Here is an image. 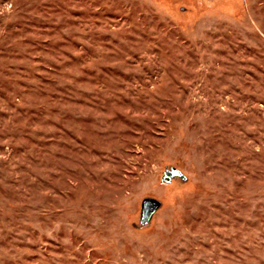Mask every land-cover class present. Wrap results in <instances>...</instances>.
<instances>
[{"label": "rangeland", "instance_id": "1", "mask_svg": "<svg viewBox=\"0 0 264 264\" xmlns=\"http://www.w3.org/2000/svg\"><path fill=\"white\" fill-rule=\"evenodd\" d=\"M0 264H264V0H0Z\"/></svg>", "mask_w": 264, "mask_h": 264}, {"label": "water", "instance_id": "2", "mask_svg": "<svg viewBox=\"0 0 264 264\" xmlns=\"http://www.w3.org/2000/svg\"><path fill=\"white\" fill-rule=\"evenodd\" d=\"M181 175V172L176 169L173 168L172 171H168L166 173V178L169 180L171 178L172 175ZM161 206V202L153 197H147L143 200L142 202V215H141V222L143 224L148 223L153 214L155 213V211Z\"/></svg>", "mask_w": 264, "mask_h": 264}]
</instances>
